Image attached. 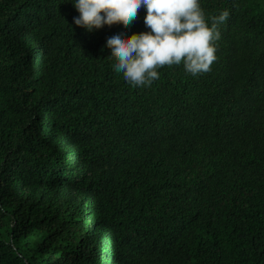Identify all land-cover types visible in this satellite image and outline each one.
Segmentation results:
<instances>
[{
	"label": "trees",
	"instance_id": "16d2710c",
	"mask_svg": "<svg viewBox=\"0 0 264 264\" xmlns=\"http://www.w3.org/2000/svg\"><path fill=\"white\" fill-rule=\"evenodd\" d=\"M75 0H0V264H264V0L227 9L211 71L113 70Z\"/></svg>",
	"mask_w": 264,
	"mask_h": 264
},
{
	"label": "clouds",
	"instance_id": "9594fccd",
	"mask_svg": "<svg viewBox=\"0 0 264 264\" xmlns=\"http://www.w3.org/2000/svg\"><path fill=\"white\" fill-rule=\"evenodd\" d=\"M79 12L73 23L91 32L114 23L129 27L141 7L146 9L148 31L106 39L114 58L113 70L132 87H150L160 69L182 65L195 77L211 71L217 60L220 25L229 18L227 9L208 17L199 0H75Z\"/></svg>",
	"mask_w": 264,
	"mask_h": 264
}]
</instances>
